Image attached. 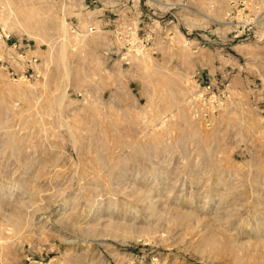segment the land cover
Returning a JSON list of instances; mask_svg holds the SVG:
<instances>
[{
	"label": "rangeland",
	"instance_id": "rangeland-1",
	"mask_svg": "<svg viewBox=\"0 0 264 264\" xmlns=\"http://www.w3.org/2000/svg\"><path fill=\"white\" fill-rule=\"evenodd\" d=\"M0 32L41 73L0 64V264H264V0H0Z\"/></svg>",
	"mask_w": 264,
	"mask_h": 264
},
{
	"label": "built area",
	"instance_id": "built-area-1",
	"mask_svg": "<svg viewBox=\"0 0 264 264\" xmlns=\"http://www.w3.org/2000/svg\"><path fill=\"white\" fill-rule=\"evenodd\" d=\"M92 29H94V26H92ZM242 33L237 34L235 37H239L241 36ZM6 40H9L10 36L7 34H2L0 32V37H4ZM8 50L9 49H21V45L17 44V43H12V44H8ZM38 57L35 55L32 56H28L26 49L23 48L22 52L19 54V58L17 61L16 57L14 56V54H6V57L4 56H0V64L2 66L6 65V67L8 68V71L10 72V75H12L15 79L19 78V79H35L37 77L41 76L40 70L36 67L37 62H38ZM15 61H17L18 65H13L16 64ZM208 88H211V85H209Z\"/></svg>",
	"mask_w": 264,
	"mask_h": 264
}]
</instances>
